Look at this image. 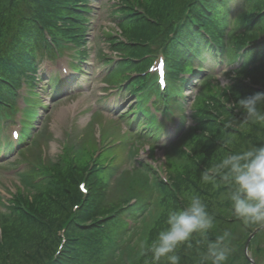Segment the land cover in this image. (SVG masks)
Masks as SVG:
<instances>
[{
	"label": "trees",
	"instance_id": "trees-1",
	"mask_svg": "<svg viewBox=\"0 0 264 264\" xmlns=\"http://www.w3.org/2000/svg\"><path fill=\"white\" fill-rule=\"evenodd\" d=\"M118 1L115 0V3ZM232 1L181 0V3H178V10L173 13L176 16L175 22L161 20L160 16L164 15V12L160 11L152 22L146 21L143 16L135 15L133 22L144 21L150 24L152 29L146 32L133 30L134 33L129 35L130 41L121 44L126 56L122 73L120 68V78L127 80L126 91L137 104L133 109L138 113V117L140 113L146 115L147 119H143V123H146L145 127L149 133L157 132V120L154 115L149 114L146 104L151 97V90L158 91L157 87H151L142 76L131 77L128 72L143 71L146 62L139 60L144 53L152 51V45H165L168 67L175 74L172 73L170 76L165 96L159 95L161 105L167 110L170 108V102H176L180 98V90L188 80L185 74H198L193 66L194 62L196 61L200 73L202 68L199 63L207 57H214L218 52L210 45L208 39L198 32L202 27L205 28L214 46L221 49L220 53L223 57L226 56L229 62L235 61V64L240 65L237 71L242 73L241 76L233 78L226 89L219 90L220 97L216 91L211 93L213 87L206 82V78L210 75L201 72L203 76L201 83L207 84L208 88V92H201V96L206 100L198 108L192 106L194 109L192 114L197 123L194 127L199 133L196 137L200 142L180 151L189 158L193 172L184 173L174 165L169 169V184L155 178L160 187L159 192L155 194L145 186L144 182H138L149 192L134 195L138 201L136 206L143 210H136L138 208L136 206H128L127 199H122V194L118 196L117 193H114V197L108 199L107 203L101 204L100 187L93 180L88 179V174L92 171H89L87 165L78 167L72 164L63 172L57 171L54 174V185H49L48 176L44 178L43 183H33L32 179L36 175L34 169L20 173L22 178H26L23 181L28 184L27 190L43 188L35 194L24 188L30 195L31 201L19 191L15 200L9 201L12 206L8 205V210H1L2 214H12L10 217L18 213L16 217L20 222L14 224L16 233L11 234L7 226L11 224L6 223L5 219L4 224L0 219V264H145L148 257L140 254L141 244L151 243L155 232L148 218L152 211L148 210L149 207L158 200L165 201L166 198L172 208H180L196 191L205 192L204 183L200 180L201 172L222 157L219 153L214 154L211 148L217 147L229 153L248 144H263L259 135L264 136V126L245 124L248 127H237L236 122H241L243 117L239 111L229 109L226 104L235 100L237 93L241 97L243 93H248L247 89L251 86L245 79L251 72L245 73V70L253 64L264 61V39L236 38V43L233 47L230 46L232 47L230 51L229 45L225 46L218 38L216 28L219 25L225 26L227 8ZM86 3L87 0H0V75L2 77L0 115H3V109L8 107L1 106L2 101L8 105L5 99L11 94L8 90H14L22 81L30 84L44 56L54 57L55 48L60 49L70 45L78 47L81 44L83 34H75V32L82 28L76 22L85 13ZM244 11L250 12V18H247L243 24H238L237 29L244 28V31L237 37L249 31L253 32L256 28L264 30V4L261 0H255L251 5L247 4ZM115 13L114 16L121 15V19L133 16L127 11L116 10ZM165 13L171 12L169 10ZM234 27H236L235 21L231 25V32L235 31ZM44 32L50 34L52 43L47 40ZM79 54L83 53L79 52ZM112 66L116 67L114 64ZM53 84L54 87L60 88L56 81H53ZM113 84L117 85L115 82ZM229 122H234V126H226ZM231 135H236L239 141L242 140L237 148L229 145L232 141ZM222 139L229 142L223 144L220 142ZM176 143L178 142H173L170 148ZM34 147L37 148V144L32 141L24 150L32 152ZM24 150L20 153L24 154ZM168 151L166 153L168 156L175 154L173 150ZM142 164L138 161L135 170H142ZM81 180L85 181L87 189L85 195L78 189ZM134 190L138 192L139 188L135 186ZM144 193L145 196H142ZM209 196L215 201L216 192ZM21 199L33 210H21ZM46 203H51L57 208L45 210L43 205ZM122 204L127 205L125 210H120ZM208 212L215 219L209 239H215L224 231L231 233L228 264L233 263L240 248L248 264L243 253V245L248 235L260 225L245 224L235 217L231 210H208ZM119 236L122 238L119 239ZM257 237L264 240L263 231H258L252 240H256ZM116 239L117 243H115ZM19 249L21 250L18 251ZM259 249L258 247L257 253L263 254ZM201 251L203 245L194 238L191 246L181 245L176 254L180 257V264H197Z\"/></svg>",
	"mask_w": 264,
	"mask_h": 264
},
{
	"label": "rangeland",
	"instance_id": "rangeland-1",
	"mask_svg": "<svg viewBox=\"0 0 264 264\" xmlns=\"http://www.w3.org/2000/svg\"><path fill=\"white\" fill-rule=\"evenodd\" d=\"M254 1L233 0L227 8L225 26L219 25L216 28L218 38L225 46L229 45L230 51L236 43V38L238 40L239 38L250 40L252 37H254L252 40L264 39V30L260 28L237 37L240 32L244 31V28L237 29L238 24H243L247 18H250V12H245L244 9L247 4L251 5ZM261 1L264 4V0ZM178 3H181V0H119L118 4L113 3L112 0L88 1L85 23H79L78 25L82 29H78L75 32V34H83L79 46L83 47L82 53L85 59L82 63L83 67L78 70L80 75L73 74L67 78L62 90L59 92L60 96L57 98L50 96L42 79L35 80V82H31L30 84L29 82L25 83L24 85L29 90L28 92L23 87L24 85L18 88L17 91L15 90V92L13 90L8 91V93L15 95V104L19 111L23 107L22 99L25 101L28 99V102L32 103L25 110L27 111V115L33 113L34 118H32V115L25 117L24 113L22 114L18 111L12 117L11 122H8L7 125L4 123V129H6L4 134H9V130L14 128L18 122H25L29 118L30 125L33 127L29 131V136L34 133L35 129L38 130L37 133L39 134L32 137L33 142L37 144V148L34 147L32 152L24 150V154L19 156V153L10 151L0 155V212L8 210V205L12 206L9 204V201L15 200L19 191L31 201L30 195L24 190L28 185L26 181H23L26 178H22L20 175L18 177L15 176L18 171L24 169H27V171L35 170L36 175L32 179L33 183H43L44 178L48 176L49 185H54V174L57 171L63 172L72 164L78 165V167L87 165L89 171H92L88 174V179L93 180L100 187L99 190L102 193L101 204L107 203L106 201L113 198L114 193H117L118 196L122 194L121 198L127 199L126 203L131 207L136 206L138 203L134 195L140 192L149 193L138 182H144L145 186L155 194L160 189L157 180L164 182L162 179L168 178L169 169L174 165L178 166V169L184 173L191 174L193 172V165L189 158L180 153L185 147L189 146L191 148L200 142V139L196 137L199 133L198 129L194 127L197 123L192 114L194 112L192 106L198 108L206 100L205 98L202 99L201 92H208L207 84L213 87L211 93L216 91L220 97L219 90L226 89L233 78H238V75L239 77L241 76L242 73L240 71L238 73L237 71L240 65L235 64V61L231 63L224 57L220 63L213 58L201 61L199 64L203 67V72L212 76L206 78L207 84H202L201 82L199 83L202 78L201 73L196 71L198 74L193 75L191 81L182 88L183 91L178 100L180 103H172L170 105L168 111L171 114L169 116L168 113L162 111L161 98L159 99L157 96L158 99L156 101L150 98L146 105L149 106L152 113L155 110L158 116L157 119H161L160 122H179L178 117H181V122H179L176 132L175 129L178 123L169 125L162 132L158 140L152 143L150 141L135 140L131 136L133 135L131 132H126L125 129L128 127L125 125V121L121 119L122 115L120 114L127 110V104L131 102L132 97H127L126 101L125 99L120 101L122 96L117 91L111 93L110 91H112L113 87H110L106 83H119L120 68L124 63H118L114 70H112L111 65L116 64L119 59L126 56L123 53L124 49H122L121 40L129 42V35H132L134 31L138 32L141 30L146 32L152 29V26L144 21L133 22L135 15L143 16L146 21L152 22L153 19L157 18L160 11L164 12V15L160 16L161 20L175 22L176 16L173 13L178 10ZM111 5L116 7L112 9ZM116 10L130 12L133 16L126 17L125 19H121L120 15L112 17L113 14H116ZM169 10L172 14L165 13ZM234 21L236 25L234 27L235 31L231 32V25ZM198 32L200 33V31ZM104 37H107L106 40ZM115 39L119 40L120 44L115 46L109 45L108 42H112ZM158 46V44L152 45V50L156 51ZM230 46L232 47L230 48ZM214 49L221 50L217 47H214ZM67 61L71 62L69 51H66L64 57L57 59L54 64L48 63L45 66V62H43L42 66H44V70L41 74L48 77L51 70L59 73L63 71L69 73ZM142 61H144V58L141 57L139 62ZM105 62L110 65V68L108 67L109 65H105ZM196 64L195 61L193 66ZM212 64L215 65L212 66ZM169 71L171 72L170 76H172L173 72L170 69ZM247 72H251V74L246 77L245 81L251 88L247 89L248 93H243V96L251 95L255 92H264V61L251 65L245 70V73ZM67 75H64V77ZM173 75L175 74L173 73ZM38 78H41V75L39 76L38 74ZM31 100L35 102H31ZM229 103L230 101L226 104L229 105ZM159 112H165V116L168 117H160ZM234 124L232 122L233 126ZM236 126L239 128L243 126L245 128L248 127L245 124L241 125V122H236ZM16 129H19V125ZM130 130L132 131L133 129ZM132 132L134 133V131ZM259 137L263 140L264 144V136L259 135ZM231 138L232 141L229 143L231 147L236 146L237 148L242 142V140H238L236 135H231ZM225 141L222 139L220 142L226 144ZM173 142L178 143L170 148ZM215 148L217 147L211 148L214 154L215 152L221 154V156L226 154L220 149ZM169 149L170 151L173 150L175 154L166 155ZM27 159L35 161L34 167H28V164L20 166L19 163ZM138 161L143 163V169L136 171L135 167H137ZM16 169L17 172H15ZM38 178L40 179L35 180ZM135 186L139 188L138 192L134 190ZM204 187L205 192L200 193L196 191L195 194L199 195L206 203L207 210H230V203L226 199L227 187L225 185L221 184L219 187H213L212 185L204 184ZM42 188L37 187L34 190H26L35 194L41 191ZM215 192L216 199L212 201L209 194L211 195ZM145 193L142 196H145ZM21 201L20 206L33 210L22 199ZM127 205L122 204V209L120 210H125ZM136 207H138L136 210H143L139 206ZM56 208L51 203L43 205V209L45 210H55ZM169 209H172V207L166 198L165 201L158 200L149 207L148 210L152 211L148 218L152 224V229L155 230L154 238L157 232L164 226ZM7 214L0 213L1 222L5 224V219L6 223L11 224L7 225L9 232L15 234L14 224L20 222L16 217L18 213L14 214L16 216L11 217L10 215L12 214ZM209 214L212 215L211 213ZM118 238L121 239L122 236ZM115 243H117V239ZM258 247L263 254L259 255L257 253ZM12 251L15 252L14 249ZM247 254L254 264H264V240L257 237L256 240L250 241ZM235 258L232 264L247 263L243 257L241 248Z\"/></svg>",
	"mask_w": 264,
	"mask_h": 264
},
{
	"label": "clouds",
	"instance_id": "clouds-1",
	"mask_svg": "<svg viewBox=\"0 0 264 264\" xmlns=\"http://www.w3.org/2000/svg\"><path fill=\"white\" fill-rule=\"evenodd\" d=\"M228 107L241 113L243 124L264 126V92L243 97L237 93ZM200 180L213 187L225 185L232 214L245 224L264 225V144H248L224 154L201 172ZM213 228L214 217L206 203L193 194L183 207L168 210L164 226L151 243L141 244L140 254L148 257L145 264H180L177 249L191 246L195 238L203 245L197 264H228L231 233L224 231L209 239Z\"/></svg>",
	"mask_w": 264,
	"mask_h": 264
},
{
	"label": "water",
	"instance_id": "water-1",
	"mask_svg": "<svg viewBox=\"0 0 264 264\" xmlns=\"http://www.w3.org/2000/svg\"><path fill=\"white\" fill-rule=\"evenodd\" d=\"M262 230L264 232V226H259L258 228L254 229L249 236L247 237V239L245 240L244 246H243V251H244V255L246 257V259L248 260L249 264H254L253 260L251 258H249L248 254H247V250H248V244L251 241V239L253 238V236L259 231Z\"/></svg>",
	"mask_w": 264,
	"mask_h": 264
},
{
	"label": "snow or ice",
	"instance_id": "snow-or-ice-1",
	"mask_svg": "<svg viewBox=\"0 0 264 264\" xmlns=\"http://www.w3.org/2000/svg\"><path fill=\"white\" fill-rule=\"evenodd\" d=\"M13 135H16V133H13Z\"/></svg>",
	"mask_w": 264,
	"mask_h": 264
}]
</instances>
